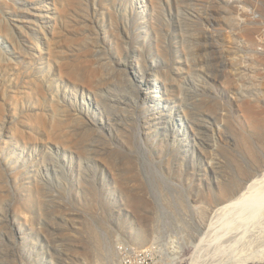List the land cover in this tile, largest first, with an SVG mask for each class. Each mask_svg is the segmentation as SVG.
I'll return each mask as SVG.
<instances>
[{"label":"rangeland","instance_id":"1","mask_svg":"<svg viewBox=\"0 0 264 264\" xmlns=\"http://www.w3.org/2000/svg\"><path fill=\"white\" fill-rule=\"evenodd\" d=\"M263 177L264 0H0V264H263Z\"/></svg>","mask_w":264,"mask_h":264},{"label":"bare ground","instance_id":"2","mask_svg":"<svg viewBox=\"0 0 264 264\" xmlns=\"http://www.w3.org/2000/svg\"><path fill=\"white\" fill-rule=\"evenodd\" d=\"M157 96V95H156ZM262 176V175H261ZM261 177H260V174L259 175H256L255 177H253L247 184H246V186L243 188V189H241L239 192H237V194H235V195H230L224 202H222V203H220L214 210H213V212H212V214H213V218L214 217H217V216H220V215H223V214H225L226 212H229V211H232V210H234L235 209V206H238L239 204H241V203H243L244 201H246L247 199H249V197H251V196H253V194H255L254 192H253V188L255 187H257V182H259L260 183V181L259 180H262V179H260ZM263 180H264V177H263ZM256 190V189H255ZM263 206H264V202H263V204H262ZM259 207V206H258ZM221 217V216H220ZM219 222V221H218ZM215 223H217V221H207V223L205 224V227H204V229H205V232H204V235H207V234H209L208 233V231L210 230V229H212V228H214L216 225H218V224H215ZM212 233V232H211ZM231 236H232V234H231ZM242 236V235H241ZM203 238V237H202ZM228 240H229V238H228ZM235 244V243H234ZM238 256H236L234 259H233V261H235V259L237 258ZM237 259H239V258H237ZM241 259H242V257H241ZM238 260V261H236V262H233L232 261V263H228L227 262V264H246L245 263V261H243V260ZM244 259H246V258H244ZM49 261V260H48ZM243 261V262H242ZM226 262V261H225ZM255 263V262H254ZM47 264H53L52 262H48ZM174 264V263H173ZM264 264V263H263Z\"/></svg>","mask_w":264,"mask_h":264}]
</instances>
